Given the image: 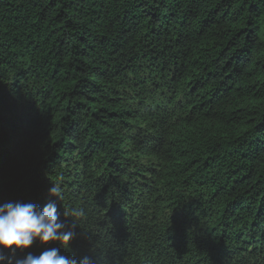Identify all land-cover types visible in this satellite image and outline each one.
I'll list each match as a JSON object with an SVG mask.
<instances>
[{
    "label": "trees",
    "instance_id": "16d2710c",
    "mask_svg": "<svg viewBox=\"0 0 264 264\" xmlns=\"http://www.w3.org/2000/svg\"><path fill=\"white\" fill-rule=\"evenodd\" d=\"M53 184L66 256L264 264V0H0V203Z\"/></svg>",
    "mask_w": 264,
    "mask_h": 264
},
{
    "label": "clouds",
    "instance_id": "9594fccd",
    "mask_svg": "<svg viewBox=\"0 0 264 264\" xmlns=\"http://www.w3.org/2000/svg\"><path fill=\"white\" fill-rule=\"evenodd\" d=\"M49 199L43 206L33 202L8 201L0 203V264H94L90 256L77 258L61 253L77 236V224L61 219L57 200L60 189L53 184ZM73 215L83 216L82 210ZM65 216V213H64ZM43 250L38 254L28 251L34 244ZM26 253L17 258L16 253Z\"/></svg>",
    "mask_w": 264,
    "mask_h": 264
}]
</instances>
